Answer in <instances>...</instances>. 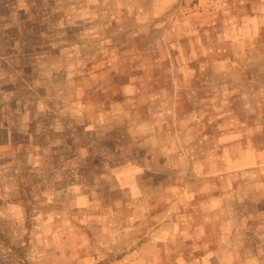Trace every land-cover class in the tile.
Listing matches in <instances>:
<instances>
[{"label": "rangeland", "instance_id": "374dc122", "mask_svg": "<svg viewBox=\"0 0 264 264\" xmlns=\"http://www.w3.org/2000/svg\"><path fill=\"white\" fill-rule=\"evenodd\" d=\"M0 264H264V0H0Z\"/></svg>", "mask_w": 264, "mask_h": 264}]
</instances>
